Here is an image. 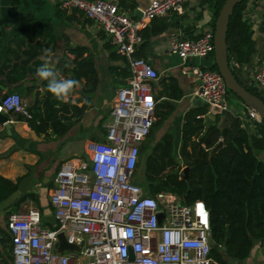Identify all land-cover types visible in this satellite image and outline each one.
I'll return each mask as SVG.
<instances>
[{"label":"built area","instance_id":"1","mask_svg":"<svg viewBox=\"0 0 264 264\" xmlns=\"http://www.w3.org/2000/svg\"><path fill=\"white\" fill-rule=\"evenodd\" d=\"M186 1L150 0L135 17L113 0L59 1L63 9L80 11L100 26L127 59L129 75L117 90L106 139L92 144L87 159L65 160L53 177L49 202L55 226H44L35 206L9 212L11 264H216L204 203L185 205L171 193L152 196L134 180L140 146L154 122L151 82L159 78L146 59L134 55L139 32L156 17L183 13ZM166 43L168 52L183 61L213 56V27L197 38L170 37ZM191 71L199 79L196 94L210 107L233 108L217 70L193 66ZM251 81L264 88V64L254 69ZM0 112L30 117L16 92L1 98ZM249 115L260 121L250 110ZM60 232L79 249L59 253Z\"/></svg>","mask_w":264,"mask_h":264},{"label":"crops","instance_id":"2","mask_svg":"<svg viewBox=\"0 0 264 264\" xmlns=\"http://www.w3.org/2000/svg\"><path fill=\"white\" fill-rule=\"evenodd\" d=\"M59 1L17 0L14 4H9L7 0H0V19L25 15L51 19L56 37L54 48L46 51L37 49L33 54L38 55L39 60L45 61L51 67L55 78L58 75L61 81L64 80L57 71L60 60L64 58L72 64L75 55L67 51L69 47H86L95 67V77L89 75L87 78L78 79V85L67 96H62V102L70 97L71 101L82 109V114L80 119L61 136L52 135L51 129L48 135L37 134L25 121L17 120L13 113L6 122L11 125L10 128L0 124V175L12 181L19 178L16 191L0 204V227L5 229L6 211L12 210L13 204L27 193L33 194V198L24 200L19 209L35 206L41 213L43 225L49 228L55 226L53 208L49 202V194L54 186L53 177L65 160L87 159L92 144L106 139V125L110 119L117 90L126 84L129 75L127 59L116 52L109 36L100 26L80 11L63 9ZM135 1L134 10L139 11L150 0ZM214 1L187 0L184 3L183 13L173 12L166 17H156L139 32L140 40L135 51L142 42L148 41L138 55L146 59L159 73V78L151 82L156 101L154 121L158 119L161 121L153 128L152 141L154 144L165 134L172 135L176 154L181 145L182 125L189 111L196 110L197 117L203 119L204 125L216 123L220 130L229 126L238 117L245 124L252 121L259 122L250 117L248 108L246 109L240 102H238V111L237 108L233 109L234 107L219 111L210 107L196 94L199 79L192 73L191 68L211 67L212 56L189 58L183 61L167 50L166 41L170 37L193 39L205 29L213 27L216 10ZM263 13L264 0L247 1L246 15L252 21L253 53L248 62L242 64L231 62V64L237 69L239 79L264 98V88L259 89L251 85L252 72L258 65L264 64V29L259 28ZM161 25H164L163 30L152 35V29ZM37 51H42L47 56ZM2 80L5 81L4 84H0L2 97L10 92L19 93L28 108L34 101L36 90L40 91L38 100L42 98V78L36 80L31 74L16 73L12 81L5 78ZM91 84H94V88L89 91ZM29 87H33V90L26 92ZM58 105H61L59 101ZM245 112L248 113V120ZM255 152L257 157L264 160V150ZM3 255L0 246V260ZM10 255L12 262V252ZM242 263L264 264V236L253 241L250 253Z\"/></svg>","mask_w":264,"mask_h":264},{"label":"trees","instance_id":"3","mask_svg":"<svg viewBox=\"0 0 264 264\" xmlns=\"http://www.w3.org/2000/svg\"><path fill=\"white\" fill-rule=\"evenodd\" d=\"M7 1L14 4L17 0ZM113 1L126 12H131L136 7L135 0ZM247 1L237 4L230 16L227 32L228 59L237 80L264 101L254 88L239 79L237 69L231 64L248 62L253 53L252 21L246 15ZM214 2L215 22L224 0ZM163 28L164 25L153 28L151 34H158ZM259 28L264 29V13L261 15ZM55 40L51 19H39L33 15L0 19V84L5 83L2 78L12 81L16 73H28L35 76L36 80L39 79L36 70L46 62L39 60L38 55L33 52L37 49L46 51L54 48ZM147 43L148 41L142 42L134 55L140 57L138 54ZM67 51L75 56L72 64L64 58L58 64L57 71L64 80L78 81L89 75L95 77L93 59L86 47H69ZM209 68L217 70L214 61ZM48 84L49 80H42L43 95L36 108H31L32 105L29 104L30 117L13 114L17 120L25 121L37 134L48 135L51 129L56 136H61L80 119L82 109L70 97L58 105L59 98L48 91ZM93 88L94 84H91L88 90ZM31 90L33 87L27 88L26 92ZM227 92L236 97L228 89ZM1 98L0 94V100ZM241 105L244 106L243 103ZM245 114L248 120V113ZM197 116L196 110L187 112L178 154L175 153L172 135L165 134L151 146L141 162L138 160L135 177L139 173L144 186L139 185L146 194L155 196L159 193H171L185 205L202 201L209 212L211 255L216 264H228V257L245 259L253 241L264 236V160L257 157L255 152L264 150V121L245 124L238 117L220 130L216 123L204 125L203 119ZM160 122V119L153 122L144 141L151 144L153 128ZM219 140L223 142L222 147L210 156V150ZM144 143L140 154L145 148ZM177 156L182 160L183 166L189 167L186 176L182 167L177 164ZM18 182L19 178L12 181L0 175V204L16 191ZM27 198H33V194H23L13 204L12 210L6 212V218L9 212L19 210L20 204ZM0 246L5 255L1 257L4 264H10L12 244L7 228L0 227Z\"/></svg>","mask_w":264,"mask_h":264},{"label":"water","instance_id":"4","mask_svg":"<svg viewBox=\"0 0 264 264\" xmlns=\"http://www.w3.org/2000/svg\"><path fill=\"white\" fill-rule=\"evenodd\" d=\"M242 1L243 0H224L218 12L213 28V45H214L213 61L218 72L223 78L226 88L229 91H231L240 101H242V103L246 108H248V110L254 112L260 120L264 121V101L260 97H258L257 95L246 89L237 80V78L232 72V68L228 59L227 32H228L229 20L235 6L241 3ZM138 13L140 14V11L135 9L132 13H129V15L131 17H134ZM37 52L47 56L42 51H37ZM56 79L58 81H61L58 75H56ZM39 95H40V91L36 90L34 93V101L32 103L31 108L36 107ZM61 99L62 97L59 98V104L62 103ZM10 114L11 112H8L7 114H3L0 112V124L4 125L5 128H10L11 126L10 124L6 123L8 122ZM51 134L53 135L54 132L51 131ZM222 145H223L222 140H219L217 144L214 147H212V149L210 150V156H213L215 153H217V151L222 147ZM176 159H177V164L180 167V165H182V161L179 157H176ZM182 170L184 175L186 176L187 172L189 171V167L185 166ZM58 237H59V246H58L59 253H62L64 250L79 249L77 245L70 244L67 242L63 232H60ZM226 261L228 264H243L242 260L233 257H228Z\"/></svg>","mask_w":264,"mask_h":264},{"label":"clouds","instance_id":"5","mask_svg":"<svg viewBox=\"0 0 264 264\" xmlns=\"http://www.w3.org/2000/svg\"><path fill=\"white\" fill-rule=\"evenodd\" d=\"M36 75L39 78L49 80L48 91L54 94L57 98H61L62 96H67L70 90H72L74 86L78 85L79 83L78 81L71 79L58 81L55 78L54 73L51 70V67L47 63L42 64L40 67L37 68ZM18 102H19L18 97L12 98V103L18 104Z\"/></svg>","mask_w":264,"mask_h":264},{"label":"rangeland","instance_id":"6","mask_svg":"<svg viewBox=\"0 0 264 264\" xmlns=\"http://www.w3.org/2000/svg\"><path fill=\"white\" fill-rule=\"evenodd\" d=\"M229 101H230L231 105L234 107L233 109H236L237 108V111H238V106H239V103L238 102H240V101L236 97H234L233 95H229ZM143 145H144L145 148L141 151V154H140V157H139V162H141L143 160V158H144V155L150 151V148L153 145V141L151 142V144L149 142L145 141V143ZM180 167L184 168L183 163H182V165H180ZM138 174L136 175V177L134 178V180L136 181V183L144 186L143 183L141 182V178L139 177ZM143 192H145V190H143ZM23 207H21V208H23ZM0 264H4L3 260H0Z\"/></svg>","mask_w":264,"mask_h":264}]
</instances>
